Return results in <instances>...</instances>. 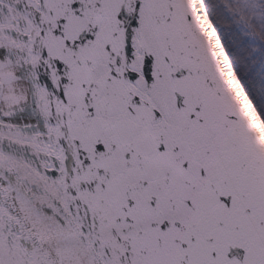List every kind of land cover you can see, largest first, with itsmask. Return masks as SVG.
Listing matches in <instances>:
<instances>
[{
    "label": "snow or ice",
    "instance_id": "6c2138e0",
    "mask_svg": "<svg viewBox=\"0 0 264 264\" xmlns=\"http://www.w3.org/2000/svg\"><path fill=\"white\" fill-rule=\"evenodd\" d=\"M0 264H264V0H0Z\"/></svg>",
    "mask_w": 264,
    "mask_h": 264
}]
</instances>
